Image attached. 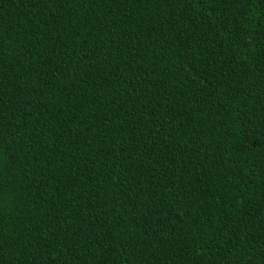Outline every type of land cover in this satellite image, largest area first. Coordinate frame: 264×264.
I'll list each match as a JSON object with an SVG mask.
<instances>
[{"label":"trees","instance_id":"obj_1","mask_svg":"<svg viewBox=\"0 0 264 264\" xmlns=\"http://www.w3.org/2000/svg\"><path fill=\"white\" fill-rule=\"evenodd\" d=\"M0 264H264V0H0Z\"/></svg>","mask_w":264,"mask_h":264}]
</instances>
